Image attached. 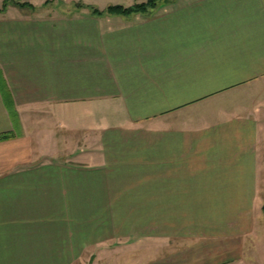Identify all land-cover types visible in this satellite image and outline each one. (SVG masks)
Segmentation results:
<instances>
[{
	"label": "crops",
	"instance_id": "1",
	"mask_svg": "<svg viewBox=\"0 0 264 264\" xmlns=\"http://www.w3.org/2000/svg\"><path fill=\"white\" fill-rule=\"evenodd\" d=\"M25 2L0 7V264H264V0Z\"/></svg>",
	"mask_w": 264,
	"mask_h": 264
},
{
	"label": "rangeland",
	"instance_id": "2",
	"mask_svg": "<svg viewBox=\"0 0 264 264\" xmlns=\"http://www.w3.org/2000/svg\"><path fill=\"white\" fill-rule=\"evenodd\" d=\"M26 0H0V7L4 6V4L6 2H21V3H26ZM37 2H39L40 0H34ZM47 1L50 4H60V3H64V4H82V5H96V6H100V7H105L108 5H127V6H131L133 4H137V3H142V4H148L149 0H44ZM156 2L158 0H155ZM160 1V0H159ZM12 4V3H11ZM28 4V3H27ZM254 249V248H253ZM254 255V254H253ZM256 255V254H255ZM258 261V259H257Z\"/></svg>",
	"mask_w": 264,
	"mask_h": 264
},
{
	"label": "trees",
	"instance_id": "3",
	"mask_svg": "<svg viewBox=\"0 0 264 264\" xmlns=\"http://www.w3.org/2000/svg\"><path fill=\"white\" fill-rule=\"evenodd\" d=\"M10 2H6L4 5L6 6L7 4H9ZM12 4H16L18 6H21V7H24V6H27L29 4L27 3H21V2H11ZM157 2L155 0H149L148 4H139L137 5L138 9L140 10V8H143L145 6H149V5H156ZM81 5V4H80ZM133 8H124L122 6H109L107 9H106V12L107 13H119V14H127V13H130L132 12ZM95 13L98 12L97 10H94ZM11 114H12V118H14V121L17 119V114L11 110ZM16 136V132H7V133H1L0 134V142L1 141H5V140H9V139H12Z\"/></svg>",
	"mask_w": 264,
	"mask_h": 264
}]
</instances>
